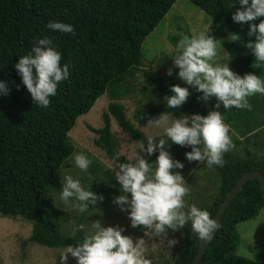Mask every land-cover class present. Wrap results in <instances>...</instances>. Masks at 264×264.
<instances>
[{"label": "trees", "instance_id": "16d2710c", "mask_svg": "<svg viewBox=\"0 0 264 264\" xmlns=\"http://www.w3.org/2000/svg\"><path fill=\"white\" fill-rule=\"evenodd\" d=\"M176 1L0 0V80L9 87L8 95H0V214L20 215L31 222V241L65 248L75 245L87 233L86 228L81 226L85 219L81 214L77 217L73 235L64 234L51 205L44 201V193L54 188V174L74 151L68 133L78 117L90 111L105 92L110 95L111 102L103 113V126H88L97 134L95 144L106 152L109 159L125 162L118 154V142L112 134L113 117L132 140L146 145L147 136L127 116L120 100L129 89V76L133 77L143 63L145 38L165 18ZM190 1L210 15L208 35L215 39L217 31L225 30L221 42L232 57L236 73L243 75L251 72L264 80V62L255 61L252 50L245 46L255 39L248 35V22L241 24L231 19L232 13L240 7L238 0ZM50 20L71 24L74 33L51 32L45 27ZM258 22L259 19L252 23ZM226 32L235 33L239 38L232 40ZM45 35L53 39L61 53V64H69L70 74L68 80L58 84L56 95L49 98V106L40 108L32 102L30 93L21 84L14 64L30 51L34 39ZM181 35L192 36L190 31L185 30L178 34L172 32L167 38L175 46ZM177 71L173 68V74L165 82L159 73L144 70L160 97L154 99L144 89L146 100L138 105L133 114L136 121L148 123L161 114L175 118L193 113L207 114L208 106L193 93L177 108L166 105L164 96L171 94L170 86L180 85ZM248 101L251 110L225 111L222 107L224 122L227 125L236 120L247 123L255 118L254 131L257 126L264 127V118L254 115L256 108H264V95L255 94L248 97ZM256 135L257 131L250 137ZM231 140L232 149L223 155L224 166H213L221 179L219 190L213 202L201 208L206 209L214 219L244 172L260 170L264 173V155L251 158L237 154L233 151L236 141ZM180 154H173L174 159L181 161ZM156 155L154 152L146 159L153 162ZM108 182L112 180L101 182L93 192L98 196ZM95 207L96 204H90L85 211L93 212ZM263 208L264 191L260 182L249 180L223 214L221 227L199 264H263L236 253L241 241L238 224L257 217ZM177 231L183 237V244L174 264H192L202 242L191 231L190 224Z\"/></svg>", "mask_w": 264, "mask_h": 264}, {"label": "clouds", "instance_id": "9594fccd", "mask_svg": "<svg viewBox=\"0 0 264 264\" xmlns=\"http://www.w3.org/2000/svg\"><path fill=\"white\" fill-rule=\"evenodd\" d=\"M238 2L240 7L232 13L231 19L241 24L248 22V35L255 39L245 46L252 50L255 61L264 62V0ZM257 19L258 23H252ZM45 27L53 33H74L71 24L60 21L50 20ZM238 38L235 33L230 36L232 40ZM34 41L30 51L15 62L14 68L21 84L30 93L32 102L40 108H47L49 98L56 95L58 84L68 80L69 64H61V53L51 37L45 35ZM216 41L208 35V31L192 36L181 35L170 54L173 67L178 69L176 76L200 93L198 99L208 101L214 97L213 109L206 115H181L171 123L162 114L150 119L148 124L162 127L167 139L154 140V136H147L146 146L141 143L139 152L119 163L114 172L121 194L113 198V203L121 211L127 212L132 228L141 226L144 236L167 239L169 247L177 243L175 238H168L169 229L175 231L190 224L191 231L201 242H205L213 238L221 225L210 217L206 209L185 203L183 198L189 189L180 171H177L183 169L184 165L170 156L166 143L170 141L190 147L191 150L184 153L189 162H203L209 168L223 167V155L232 149L233 143L228 134L229 126L219 109L222 106L225 111L251 110L248 97L264 95V80L256 74L234 73L227 63L229 57L223 63L212 62L217 55ZM166 74L171 76L172 68L167 69ZM8 93L7 83L0 80V95L6 96ZM170 93L164 96V101L169 108H177L186 101L189 88L173 84ZM154 152L157 153L155 160L148 162L146 157ZM72 160L75 167L83 172L88 171L91 161L84 153H73ZM70 198H74L72 207L79 212H84L98 199L103 200V196L83 188L79 179L64 175L60 200L68 203ZM123 232L122 226H104L95 220L91 224V231L82 240L75 245H67L59 254V264H67L69 255L75 258V264H151L145 256L144 238L133 241Z\"/></svg>", "mask_w": 264, "mask_h": 264}, {"label": "rangeland", "instance_id": "374dc122", "mask_svg": "<svg viewBox=\"0 0 264 264\" xmlns=\"http://www.w3.org/2000/svg\"><path fill=\"white\" fill-rule=\"evenodd\" d=\"M210 22V15L190 0H177L165 18L145 38L143 42V63L136 70L133 77L129 76V89L120 102L125 106L127 116L146 136H154V140L167 139L163 134L162 127L149 125L146 122L139 123L134 119L133 114L138 109V105L146 100L143 94L144 89L148 91V95L152 98L157 99L160 97L154 83L145 75L144 70L151 71L153 74L159 73V76L167 82L169 75L166 74V71L169 68H174L170 57L171 49L174 46L168 41V35L172 32L183 33L185 30L190 31L192 35L201 31H208ZM226 34L232 35L228 32ZM215 36L217 55L212 62L223 63L229 57L230 59L227 60L228 66L236 73L231 63L232 57L227 53L221 42V38L225 36V30L220 29V33L217 31ZM177 80L180 81V86L189 88V95L193 93L197 98L200 96V93L196 92L191 86L185 85L179 78ZM201 101L208 106L209 110L213 109L214 97L208 101ZM110 102L111 97L105 92L96 100L90 111L78 117L75 126L68 133L69 140L74 145L73 153L82 152L90 159L91 163L88 171L83 172L75 167L72 153L54 174L52 178L54 188L48 189L44 193V201L49 202V206L51 205L58 225L64 234L73 235L76 231L77 217L82 214L85 219L81 226L86 228L87 233L91 231V224L95 220H99L104 226H122L124 228L122 234L129 235L133 241L140 237L144 238L145 256L151 261V264H174L183 244V237L180 232L167 230L168 238H175L177 241L175 245L169 247L167 239L146 237L141 226L132 228L127 212L121 211L119 206L113 203V198L121 194L119 192L120 186L114 177V172L120 162L108 158L106 152L95 144L97 134L88 128V126L94 128L103 126V113L107 110ZM219 110L223 116L222 106ZM254 115L255 117L264 118V108H256ZM166 116L169 123L174 119H179L170 115ZM111 119L112 134L118 142V154L126 161L136 151L139 152L138 146L142 142L132 140L121 130L114 118ZM254 119L247 123L236 120L233 124L228 125L229 135L236 141L233 149L235 153L246 157L259 158L264 155V127L257 126L254 131ZM256 131L257 135L250 137ZM167 143L166 150L173 159L176 158L174 155L178 156L181 153V162L184 167L177 171H180L186 182L185 186L189 189L183 198L185 203L195 204L199 208L211 204L221 184L220 176L215 168H209L203 162L187 161L184 153L189 151L190 147H182L170 141ZM64 175H71L74 179H79L81 186L91 191L103 181L109 179L112 182H108L102 187L98 196H103V200L98 199L96 201L93 212H79L78 209L72 207L75 202L74 198H70L68 203L60 200L61 183ZM260 219H264V208L257 217L238 224L241 241L236 253L264 264V221L259 222ZM31 232L32 223L23 216L0 214V264H59V254L65 248L48 247L33 242L30 240ZM67 264H75V258L69 255Z\"/></svg>", "mask_w": 264, "mask_h": 264}, {"label": "water", "instance_id": "95a60500", "mask_svg": "<svg viewBox=\"0 0 264 264\" xmlns=\"http://www.w3.org/2000/svg\"><path fill=\"white\" fill-rule=\"evenodd\" d=\"M258 180L260 182L261 188L264 191V173L260 170H253V171H246L244 172L240 178L238 179L235 186L232 188L230 193L227 195L223 203L221 204L215 219L220 223L223 214L226 212L230 204L232 203L233 199L238 195V193L241 191L243 186L249 181V180ZM217 232V231H216ZM216 232L214 233L213 237L215 236ZM213 239V238H212ZM211 239V240H212ZM210 241H205L200 244V247L198 249V253L196 256V259L193 261L192 264H199L201 261V258L203 257L205 250L207 246L209 245Z\"/></svg>", "mask_w": 264, "mask_h": 264}]
</instances>
